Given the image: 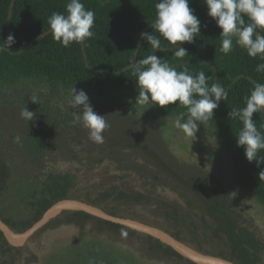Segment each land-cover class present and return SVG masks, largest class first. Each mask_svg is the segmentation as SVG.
Masks as SVG:
<instances>
[{"label": "trees", "instance_id": "obj_1", "mask_svg": "<svg viewBox=\"0 0 264 264\" xmlns=\"http://www.w3.org/2000/svg\"><path fill=\"white\" fill-rule=\"evenodd\" d=\"M69 0H0V42L13 34L16 43L0 51V218L15 233H21L38 221L55 202L70 198L79 184V173H97L100 189L87 201L93 206L106 203L148 206L153 214L178 227H185L192 239L220 246L218 253L236 264H262L264 238L253 221L236 205L223 185L197 163L179 159L167 146L161 133L139 115L107 101L89 97L93 110L105 116L109 127L103 143L89 139L88 130L73 124L67 101L72 87L77 90L128 91L139 95L134 63L152 54L141 33L159 35L147 26L154 23L155 4L159 0H81L95 13V35L84 50L73 42L63 47L51 35H45L21 52L38 35L49 30L53 12L66 13ZM189 7L201 22L200 34L182 46L188 54L177 59L173 50L153 54L167 60L176 70L210 76L209 86L219 83L227 99L214 110L213 119L199 123L203 134L224 148L230 156L237 182L264 207V162H248L244 148L236 144L242 122L230 119L231 108L245 107L255 83H264V72L256 66L264 63L251 58L233 39V50L220 51L221 29L207 15L203 0H189ZM245 22L248 18L245 16ZM206 25V27H205ZM146 29V30H145ZM145 30V31H144ZM264 35V30H257ZM161 47L170 48L161 37ZM179 45V44H178ZM177 45V46H178ZM176 47V46H173ZM172 47V48H173ZM132 64V66H130ZM215 68V70H214ZM249 77L251 80L246 79ZM31 95L39 97L32 103ZM198 98V97H197ZM64 104L65 110L60 105ZM161 116L181 118L187 109L179 104L161 108L148 104ZM27 107L36 114L29 123L21 118ZM82 107V106H80ZM257 129L264 133V115L253 114ZM19 136L20 142L14 138ZM264 161V150L257 153ZM66 164L61 171L56 165ZM96 174V175H97ZM170 193L176 201L161 198ZM105 212L118 216L114 208ZM53 223L73 225L79 231L90 227L95 234L106 233L122 246L148 258L196 264L176 254L168 246L134 230L95 218L82 211L64 210ZM41 229V230H42ZM177 241L180 239L173 236ZM201 251V248L197 247ZM24 254L23 247L10 246L0 232V264H34L37 256Z\"/></svg>", "mask_w": 264, "mask_h": 264}, {"label": "clouds", "instance_id": "obj_2", "mask_svg": "<svg viewBox=\"0 0 264 264\" xmlns=\"http://www.w3.org/2000/svg\"><path fill=\"white\" fill-rule=\"evenodd\" d=\"M207 6V15L222 30L220 51L225 55L233 50V39L240 48L244 49L251 58L264 60V35L258 29L264 30V0H203ZM156 17L151 28L159 35L141 33L142 39L153 49L152 54L139 60L135 65L137 76L136 86L138 97L136 102L140 105H156L164 108L168 105L179 104L187 109V116L181 113L175 121V127L182 131L192 142L196 139L199 123L213 119L214 110L222 100H226L228 93L219 83L209 86L210 76L200 71L195 75L187 71H177L176 67L153 53L157 50L164 52L183 42L192 43L197 33L200 34L201 22L189 7V0H159L155 4ZM66 15L53 12L48 18L49 31L54 41L63 47H70L73 42L87 46V41L95 33V13L85 8L81 0H69L66 5ZM248 18V23L245 18ZM206 27V25H205ZM172 45L170 48L161 47L162 40ZM16 43L13 34L0 42V51L10 49ZM9 53V52H8ZM174 56L183 59L189 55L184 47H176ZM257 72H264V63L256 66ZM198 97V98H197ZM32 103L39 104V97L31 95ZM245 107L231 108L230 119L242 122V129L236 135V144L244 148L245 158L248 162H264L257 160V153L264 150V133H261L253 119V114L264 115V83H255L249 96L245 98ZM72 111L73 124H80L88 130L89 139L95 143H103L104 131L109 127L105 116L97 114L84 90L72 87L71 98L67 101ZM82 106V107H80ZM65 110L64 104L60 105ZM21 118L29 121L36 119V114L27 107L21 109ZM20 142V137L14 138ZM192 144V143H191ZM191 151V147H190ZM260 174L264 176V171Z\"/></svg>", "mask_w": 264, "mask_h": 264}, {"label": "rangeland", "instance_id": "obj_3", "mask_svg": "<svg viewBox=\"0 0 264 264\" xmlns=\"http://www.w3.org/2000/svg\"><path fill=\"white\" fill-rule=\"evenodd\" d=\"M85 92L88 97L110 102L139 115L146 122L153 124L175 156L186 162L200 164L213 174L234 198L237 207L253 221L255 229L264 238V207L251 198L247 191L239 185L229 154L220 145L208 139L203 134L200 126L196 133V139L192 142L191 138L186 137L182 131L175 127L177 117L161 116L148 105L138 104L136 102L138 96L131 92L116 90L105 92L87 90ZM55 167L58 170L65 171L70 166L59 164ZM96 174L79 173V184L70 198L91 205L87 201L88 196H95L100 189L101 180ZM161 198L177 202L176 197L167 192L161 194ZM93 207L104 212L103 207L114 208L118 217L155 227L173 240H175L173 238L175 235L180 239L179 241L176 240L179 244L193 250H197L198 247L202 249L200 252L216 256L223 250L220 246L202 239H198L199 242L192 239V235L187 228L175 226L173 223L157 217L153 214L152 207L122 205L112 202L103 204L100 207ZM59 218H62L60 214L50 221ZM138 233L142 235V233ZM22 247L24 249L22 258L30 253L37 256V261L34 264H185L184 262L164 261L148 258L143 254L139 255L133 249V247H136L134 242L130 247L122 246L106 233L95 234L91 232L89 226L81 232L73 225H56L53 223L50 227L36 232ZM262 264H264V257Z\"/></svg>", "mask_w": 264, "mask_h": 264}, {"label": "water", "instance_id": "obj_4", "mask_svg": "<svg viewBox=\"0 0 264 264\" xmlns=\"http://www.w3.org/2000/svg\"><path fill=\"white\" fill-rule=\"evenodd\" d=\"M15 0H12L10 10H9V17L12 13V7ZM151 24L146 27V29L150 28ZM145 29V30H146ZM144 30V31H145ZM49 31V30H48ZM47 31V32H48ZM46 32V33H47ZM46 33H43L41 35H38L33 40H31L25 48L21 50L24 51L26 48L31 46L33 43L40 40L43 36L47 35ZM185 44L183 42L182 44H179L176 47H182ZM82 46L83 54H84V60L85 64L88 66L87 63V57L84 50V46ZM176 47L170 48L168 50H173ZM132 66V64L130 65ZM215 70V68H214ZM246 79L251 80L249 77L244 76ZM252 81V80H251ZM64 210H71V211H82L90 216H93L95 218L122 226L124 228H128L130 230H134L136 232H140L142 234H145L147 236H150L158 241H160L162 244L168 246L171 250H173L176 254L181 256L182 258L189 260L191 262H194L196 264H236L233 261H230L228 259H225L220 256L200 252L197 250H193L190 248H187L181 244H179L176 240L171 239L169 236H167L164 232L161 230L152 227L147 224H143L134 220L130 219H124L118 216L110 215L96 207H93L91 205H88L86 203H83L81 201L71 199V198H65L62 200H59L55 202L51 207H49L43 216L36 221L31 227H29L27 230L21 232V233H15L14 231L9 228L7 224H5L1 218H0V232L6 242L12 246V247H22L26 241L31 238L36 232L41 230L45 225H47L51 219H53L55 216L60 214Z\"/></svg>", "mask_w": 264, "mask_h": 264}, {"label": "flooded vegetation", "instance_id": "obj_5", "mask_svg": "<svg viewBox=\"0 0 264 264\" xmlns=\"http://www.w3.org/2000/svg\"><path fill=\"white\" fill-rule=\"evenodd\" d=\"M99 264H117V263H99Z\"/></svg>", "mask_w": 264, "mask_h": 264}]
</instances>
